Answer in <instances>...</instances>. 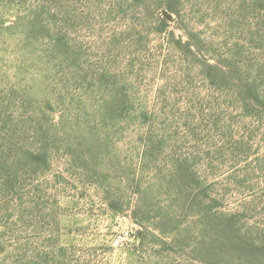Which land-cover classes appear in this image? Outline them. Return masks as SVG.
Returning a JSON list of instances; mask_svg holds the SVG:
<instances>
[{
  "label": "rangeland",
  "instance_id": "374dc122",
  "mask_svg": "<svg viewBox=\"0 0 264 264\" xmlns=\"http://www.w3.org/2000/svg\"><path fill=\"white\" fill-rule=\"evenodd\" d=\"M0 264H264V0H0Z\"/></svg>",
  "mask_w": 264,
  "mask_h": 264
}]
</instances>
